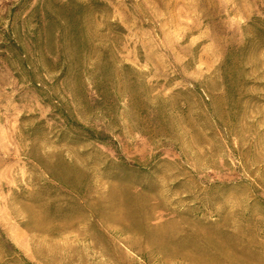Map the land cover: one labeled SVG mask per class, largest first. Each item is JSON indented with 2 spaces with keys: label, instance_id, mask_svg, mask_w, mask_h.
Wrapping results in <instances>:
<instances>
[{
  "label": "rangeland",
  "instance_id": "obj_1",
  "mask_svg": "<svg viewBox=\"0 0 264 264\" xmlns=\"http://www.w3.org/2000/svg\"><path fill=\"white\" fill-rule=\"evenodd\" d=\"M0 264H264V0H0Z\"/></svg>",
  "mask_w": 264,
  "mask_h": 264
}]
</instances>
